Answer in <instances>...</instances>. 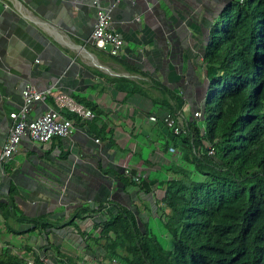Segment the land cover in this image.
<instances>
[{
	"label": "crops",
	"instance_id": "obj_1",
	"mask_svg": "<svg viewBox=\"0 0 264 264\" xmlns=\"http://www.w3.org/2000/svg\"><path fill=\"white\" fill-rule=\"evenodd\" d=\"M228 1L0 0V154L12 123L10 112L22 105L27 82L50 89L46 99L30 109L29 118L55 107L60 93L89 109L87 101L102 110L99 116L81 119L61 109L74 116L71 136H54L42 143L25 135L18 151L4 163L0 256L8 251L34 264L31 249L45 255L46 262L58 264L51 250L42 252L46 234L34 219L45 218L53 223L50 241L62 252L81 254L89 262L94 255L82 253L87 237L69 226L55 225L83 204L96 207L108 199L130 207L135 203L143 219L157 223V207L165 196L158 181L166 177V166L178 150L164 149L159 123L171 111L165 109L163 96L167 89L183 93L188 117L192 106L201 102L206 32ZM98 7L108 10L125 40L120 55L91 43ZM157 98L163 99L158 106ZM151 115L159 120H151ZM102 124L110 138L96 135ZM131 169L146 180L157 179L150 192L134 184L125 186L116 174L129 175ZM94 215L93 219L102 218L100 212ZM93 219L75 222L84 229ZM100 249L95 247L96 256Z\"/></svg>",
	"mask_w": 264,
	"mask_h": 264
},
{
	"label": "trees",
	"instance_id": "obj_2",
	"mask_svg": "<svg viewBox=\"0 0 264 264\" xmlns=\"http://www.w3.org/2000/svg\"><path fill=\"white\" fill-rule=\"evenodd\" d=\"M201 54V102L189 117L184 114L187 131L174 132L165 117L159 123L165 151L178 150L171 152L166 177L158 181L165 196L157 207V225L143 219L135 203L130 207L112 199L96 207L79 205L68 220L55 224L87 237L82 253L94 255L92 264H264V0L228 1L206 32ZM163 97L169 117L183 112V93L167 89ZM85 103L102 114L95 103ZM197 110L201 117L194 115ZM104 131L102 124L96 135L110 138ZM116 174L125 186L146 193L157 182L134 181V169ZM96 212L102 218L93 219ZM88 217L90 227L75 222ZM43 219H34L46 234L42 252L51 250L58 264L79 263L81 254L62 252L50 241L53 223ZM96 246L103 254L96 256ZM30 251L34 264H50L45 255ZM0 264L28 260L7 251Z\"/></svg>",
	"mask_w": 264,
	"mask_h": 264
},
{
	"label": "built area",
	"instance_id": "obj_3",
	"mask_svg": "<svg viewBox=\"0 0 264 264\" xmlns=\"http://www.w3.org/2000/svg\"><path fill=\"white\" fill-rule=\"evenodd\" d=\"M91 43L112 55L117 56L122 53L125 40L114 28L109 12L104 7L97 8ZM49 94L50 89H39L31 82H27L22 88V105L17 111L10 112L12 123L8 139L3 144L0 154V173L4 169V163L9 161L14 153L18 151L19 144L25 135L29 136L32 140L43 143L50 141L54 136L68 137L73 134L76 122L66 116L61 109H67L81 119H89L95 116L94 111L78 103L70 95L60 93L55 96L57 104L55 107H49L37 117L29 118V112L33 105L44 101ZM201 114L200 110L194 112L196 117H201ZM169 115L165 117V121L170 129L176 133H185L188 129V122L184 113L178 111L175 117H169ZM150 119L153 121L158 120L156 115H151ZM95 140L99 141L98 138ZM170 149L172 151L175 150L173 147ZM210 151L212 152L213 149ZM140 178V174L133 176V180L135 181H138ZM103 211L105 212V209ZM28 264H33V261L28 260ZM77 264H89V262L86 258H83Z\"/></svg>",
	"mask_w": 264,
	"mask_h": 264
},
{
	"label": "rangeland",
	"instance_id": "obj_4",
	"mask_svg": "<svg viewBox=\"0 0 264 264\" xmlns=\"http://www.w3.org/2000/svg\"><path fill=\"white\" fill-rule=\"evenodd\" d=\"M152 221H154V220H152ZM154 225H157V223H155ZM155 227H157V226H155ZM159 235V234H158ZM99 253L100 254H102L103 253V251H101V249L99 250ZM93 263V261L90 259L89 260V264H92Z\"/></svg>",
	"mask_w": 264,
	"mask_h": 264
}]
</instances>
